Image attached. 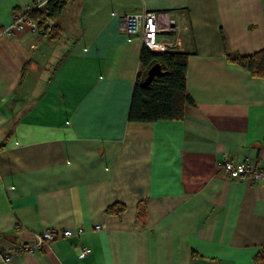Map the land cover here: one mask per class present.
I'll list each match as a JSON object with an SVG mask.
<instances>
[{
    "label": "crops",
    "instance_id": "1",
    "mask_svg": "<svg viewBox=\"0 0 264 264\" xmlns=\"http://www.w3.org/2000/svg\"><path fill=\"white\" fill-rule=\"evenodd\" d=\"M32 1L0 0V31ZM64 2L37 34L0 35V264H264V183L216 166L264 167V79L221 38L263 49L264 0ZM139 11L176 21L181 120H127L142 45L121 17Z\"/></svg>",
    "mask_w": 264,
    "mask_h": 264
},
{
    "label": "trees",
    "instance_id": "2",
    "mask_svg": "<svg viewBox=\"0 0 264 264\" xmlns=\"http://www.w3.org/2000/svg\"><path fill=\"white\" fill-rule=\"evenodd\" d=\"M64 1H53L47 6V15L53 17L64 6ZM42 23V14L33 16ZM45 29V28H44ZM43 29V30H44ZM225 59L228 63L247 70L251 76L264 79V48L251 54L229 52L226 49L224 35L221 33ZM188 54L180 51L154 53L142 46L139 55V70L132 90L127 120L132 123H151L159 120H181L186 105L191 98L186 90V71ZM154 64L160 69L153 77L144 82L147 70ZM123 205L113 204L105 209V213L120 212ZM264 251L257 254L255 259L264 260ZM195 257V254H192Z\"/></svg>",
    "mask_w": 264,
    "mask_h": 264
},
{
    "label": "built area",
    "instance_id": "3",
    "mask_svg": "<svg viewBox=\"0 0 264 264\" xmlns=\"http://www.w3.org/2000/svg\"><path fill=\"white\" fill-rule=\"evenodd\" d=\"M53 1L65 0H33L25 5L20 11L13 14L10 23L5 26L0 35L16 36L23 32L37 34L41 20L34 18L35 14H42V23H46L50 18L47 15V6ZM123 31L136 37L141 45L154 53L177 51V46L173 40V33L176 30V21L170 11H139L126 13L121 17ZM217 168L230 179L247 178L256 183H264V167L256 164L254 160L245 157L241 160L233 161L223 155L216 162ZM95 229H101V226H95ZM80 232L64 230L61 237L67 238L79 236ZM56 237L53 232L46 230L39 238V242L27 246V250L32 252L40 248L45 242L51 241ZM90 253V248L81 247L79 257L82 258ZM5 260H9L8 257Z\"/></svg>",
    "mask_w": 264,
    "mask_h": 264
},
{
    "label": "water",
    "instance_id": "4",
    "mask_svg": "<svg viewBox=\"0 0 264 264\" xmlns=\"http://www.w3.org/2000/svg\"><path fill=\"white\" fill-rule=\"evenodd\" d=\"M160 69V66L159 64H154L153 66H151L148 70H147V73H146V78L144 80V82L146 83L147 81H149L153 75L158 72Z\"/></svg>",
    "mask_w": 264,
    "mask_h": 264
}]
</instances>
